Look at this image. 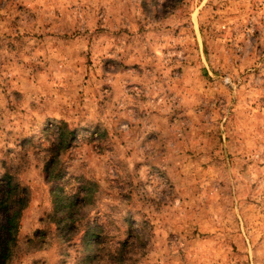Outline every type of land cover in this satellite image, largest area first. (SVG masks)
<instances>
[{"label":"rangeland","instance_id":"obj_1","mask_svg":"<svg viewBox=\"0 0 264 264\" xmlns=\"http://www.w3.org/2000/svg\"><path fill=\"white\" fill-rule=\"evenodd\" d=\"M4 173L5 264H264V0H0Z\"/></svg>","mask_w":264,"mask_h":264},{"label":"trees","instance_id":"obj_2","mask_svg":"<svg viewBox=\"0 0 264 264\" xmlns=\"http://www.w3.org/2000/svg\"><path fill=\"white\" fill-rule=\"evenodd\" d=\"M57 130H59L60 135L67 133V129L62 124ZM26 202L25 195L21 193L17 184L12 182L11 176L8 173H4L0 177V233L5 235L0 251L1 264H5L11 256L16 242L19 214L25 207ZM53 204L56 207L65 204L64 197L60 196ZM63 206L67 207V205Z\"/></svg>","mask_w":264,"mask_h":264}]
</instances>
